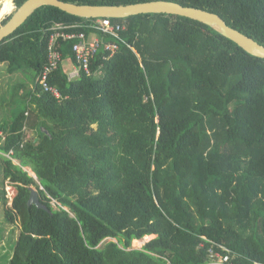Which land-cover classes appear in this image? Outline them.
Masks as SVG:
<instances>
[{
	"label": "trees",
	"instance_id": "trees-1",
	"mask_svg": "<svg viewBox=\"0 0 264 264\" xmlns=\"http://www.w3.org/2000/svg\"><path fill=\"white\" fill-rule=\"evenodd\" d=\"M169 1L264 45V0ZM109 19L125 26L118 51L72 79L61 63L48 78L60 97L36 83L50 28L95 19L46 5L0 42V64L34 75L0 103L3 186L17 191L9 206L3 190L4 217L20 226L4 264H214L219 245L232 264H264V59L189 17ZM57 49L76 63L72 41ZM31 187L46 208L28 205Z\"/></svg>",
	"mask_w": 264,
	"mask_h": 264
},
{
	"label": "water",
	"instance_id": "water-1",
	"mask_svg": "<svg viewBox=\"0 0 264 264\" xmlns=\"http://www.w3.org/2000/svg\"><path fill=\"white\" fill-rule=\"evenodd\" d=\"M55 6L71 15L87 18H126L139 14L166 13L180 15L198 20L234 41L251 55L264 59V45L254 38L230 26L219 14L194 6L168 0H152L122 5L79 4L64 0H25L11 14L9 19L0 25V42L12 35L35 11L42 6ZM28 205L35 204L46 208L39 199L36 189L31 187Z\"/></svg>",
	"mask_w": 264,
	"mask_h": 264
},
{
	"label": "built area",
	"instance_id": "built-area-1",
	"mask_svg": "<svg viewBox=\"0 0 264 264\" xmlns=\"http://www.w3.org/2000/svg\"><path fill=\"white\" fill-rule=\"evenodd\" d=\"M71 28L75 30H71ZM52 32L48 41V58L42 71L36 78V83L41 85L45 91L53 93L60 97L61 93L56 86L49 83L50 74L62 63L64 66L65 59L62 53L57 49V41L63 40L72 41V49L75 53V62L71 58L72 65L65 68L69 79L78 77L81 72L90 73L91 60L96 57L98 53L108 52L107 59L113 56L119 49L117 42L110 40L111 37H119V32L125 29V26L120 23H114L109 18H96L94 21L82 22L73 25L55 24L51 28ZM83 29V30H82ZM87 29V30H86ZM223 251L227 248L219 245ZM221 250V251H222ZM209 249V257L214 264H232L228 254Z\"/></svg>",
	"mask_w": 264,
	"mask_h": 264
},
{
	"label": "rangeland",
	"instance_id": "rangeland-1",
	"mask_svg": "<svg viewBox=\"0 0 264 264\" xmlns=\"http://www.w3.org/2000/svg\"><path fill=\"white\" fill-rule=\"evenodd\" d=\"M3 0H0V3ZM13 1V10L10 12L13 14V12L16 10L17 6ZM11 14H7L3 17V19L0 20V25L3 24L5 19H7ZM70 66L69 60L64 61V67L68 68ZM33 71L31 69L26 70H17L13 73H10L7 70V64L2 63L0 64V103H2V97H3V103L7 101L10 97H12L13 92L17 97L24 94V87H32L33 83ZM25 98V97H24ZM6 99V100H5ZM22 103H18V106L21 107ZM2 107V106H1ZM0 107V108H1ZM5 113H1L0 117L3 118ZM0 118V120L2 119ZM3 135L5 137L6 133L0 132V135ZM35 135V133H34ZM16 163H19L17 160H15ZM31 174L34 175V173L31 171L30 168H27ZM36 189V187H33ZM3 190L6 191V198L8 200V205H12V201L14 196L16 195V188L14 185L9 183L8 181L4 182L3 186V177L0 170V264H4L7 259H9L8 254H11L13 252L14 243L17 240L19 234H20V226L19 222L16 224L8 223L5 220L4 217V204H3ZM52 204H55V201L52 202ZM56 207V205H54ZM155 237V235H149L144 237L140 240L133 241V245L131 248H142L143 245L150 240L151 238ZM110 240V239H108ZM7 258V259H5Z\"/></svg>",
	"mask_w": 264,
	"mask_h": 264
},
{
	"label": "bare ground",
	"instance_id": "bare-ground-1",
	"mask_svg": "<svg viewBox=\"0 0 264 264\" xmlns=\"http://www.w3.org/2000/svg\"><path fill=\"white\" fill-rule=\"evenodd\" d=\"M13 10V1L12 0H3L0 3V20Z\"/></svg>",
	"mask_w": 264,
	"mask_h": 264
},
{
	"label": "crops",
	"instance_id": "crops-1",
	"mask_svg": "<svg viewBox=\"0 0 264 264\" xmlns=\"http://www.w3.org/2000/svg\"><path fill=\"white\" fill-rule=\"evenodd\" d=\"M67 60H69V59H67ZM69 64H70V66L72 65V61H71V60H69ZM70 66H69V67H70ZM69 67H68V68H69ZM4 104H5V103H4ZM1 135H2V134H1Z\"/></svg>",
	"mask_w": 264,
	"mask_h": 264
}]
</instances>
